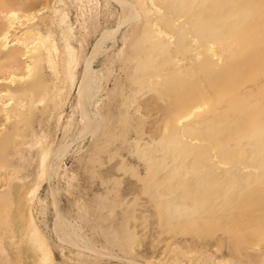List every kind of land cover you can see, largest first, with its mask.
Returning <instances> with one entry per match:
<instances>
[{
    "label": "rangeland",
    "instance_id": "374dc122",
    "mask_svg": "<svg viewBox=\"0 0 264 264\" xmlns=\"http://www.w3.org/2000/svg\"><path fill=\"white\" fill-rule=\"evenodd\" d=\"M34 1L18 5L33 16L18 35L29 22L38 32L29 47L48 40V95L33 101L42 108L16 137L23 150L9 172L2 261L237 264L253 241L247 223L264 207V137L242 146L264 126V40L235 76L217 45L221 56L205 60L198 42H179L187 56L176 53L153 0ZM6 181L0 172L2 198Z\"/></svg>",
    "mask_w": 264,
    "mask_h": 264
},
{
    "label": "bare ground",
    "instance_id": "6f19581e",
    "mask_svg": "<svg viewBox=\"0 0 264 264\" xmlns=\"http://www.w3.org/2000/svg\"><path fill=\"white\" fill-rule=\"evenodd\" d=\"M153 1L155 5H158L163 10L159 17L161 19L163 30L165 34L174 36L172 42L176 43L174 48L177 47V50L179 49L178 46L180 47V44L177 46V43H184V41L187 40L192 41L193 43H201V46H199H203V49L201 52H198V54L203 55L204 60L209 57H219L221 56L220 53L225 51L226 55H228L227 57L230 58L228 59L231 60V65L236 68V72L234 71L235 76L240 75V73L242 74L247 66L255 61L253 49L260 41L264 40V32L255 31L256 25L264 23V0ZM20 3L27 8L35 5L34 0H0V87H8L4 95L8 96L11 100L10 103H5L1 96L3 90H0V127L4 126L3 129L0 128V172L8 173V181H6L7 189L4 192V197L2 198L3 195L0 194V207L7 204L8 215L5 218V223L2 224L0 221V235L3 232L6 233L13 218L11 205L9 203V190L14 187V183L13 179H9L11 177L9 172L16 170L17 151L23 150L22 145H20L22 139L18 141L16 140V137L20 135L22 125H24V127L29 126L34 110L38 107L42 108V106H33V101L41 96L45 97L48 95V90L41 87V81L46 77V71L41 61L44 54H49L51 52L50 45H48L47 39L45 40L42 38L40 44L36 43L33 47L28 46L34 41L35 38L33 36L38 34L37 31L32 33L31 31H28V27H30L29 22L27 23L28 25L25 31L18 35L23 29V25L26 24V21L33 19V16H29L30 13L24 14L27 9L22 10L18 8ZM258 9L261 11L260 14L257 13ZM19 10L21 13H18ZM19 19H22L23 21L20 24H17ZM161 32L162 31L160 30L159 33ZM7 40L8 42H6ZM10 41L15 42L10 46H6V43H9ZM98 41L97 44L99 45L100 42L98 43ZM162 42L164 43L165 41L163 40ZM196 45L197 44L194 46ZM216 45L219 46L222 51L217 49V47H214ZM197 47L198 46L194 48L197 49ZM184 48L188 49V44L187 47ZM180 49L182 50L183 48ZM180 49L179 51L181 52ZM192 50L193 48L191 51ZM184 51L185 50L181 53L177 51L176 53L181 54L183 57V54L185 53ZM186 53L184 55H186ZM173 56L174 55H172V57ZM27 57H30L32 62L31 68H29V64H26L23 61V59ZM174 57H176V55ZM208 67V62H204L201 64L200 68ZM30 71H32V73L29 75L28 73ZM8 78L9 82H14L15 85L12 87L10 85H4L3 81ZM227 87H229V89L231 88L227 83L224 85L220 84L219 91L222 93ZM28 97L31 102H28ZM23 102L29 104L28 113L30 114V117H26V114L21 110ZM14 105L19 107H14ZM44 106H49V103H46ZM197 112L195 114H197ZM15 117H18V120L22 123L20 124L19 121L11 119ZM11 120L13 123L7 124V122ZM256 125L259 126L258 123ZM262 137H264L263 125H261L259 129L252 131L251 135L248 137L249 139L251 138V140H249L248 143H244L242 146L249 148L252 142L262 139ZM222 163L228 164L226 161ZM254 171H250L248 175H255ZM256 208L259 209L258 212H255L254 217H252L247 223L253 241L250 243V247L247 248L243 257L237 260V264H264V207ZM56 228L57 231H59V227L56 226ZM0 264L8 263L2 261V257H0Z\"/></svg>",
    "mask_w": 264,
    "mask_h": 264
}]
</instances>
